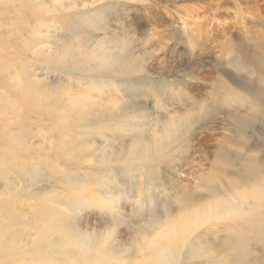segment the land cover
Here are the masks:
<instances>
[{
	"label": "rangeland",
	"instance_id": "rangeland-1",
	"mask_svg": "<svg viewBox=\"0 0 264 264\" xmlns=\"http://www.w3.org/2000/svg\"><path fill=\"white\" fill-rule=\"evenodd\" d=\"M263 188L264 0H0L2 264H264Z\"/></svg>",
	"mask_w": 264,
	"mask_h": 264
},
{
	"label": "bare ground",
	"instance_id": "bare-ground-1",
	"mask_svg": "<svg viewBox=\"0 0 264 264\" xmlns=\"http://www.w3.org/2000/svg\"><path fill=\"white\" fill-rule=\"evenodd\" d=\"M245 193H247V191H243V192L241 191L240 195L238 196L239 201H241L242 203L245 200V197H244ZM261 195H264V188L260 189V191L258 190V193L255 192V196L254 198L253 197L252 198L256 201L259 199ZM248 196H253V194H250V195L247 194V197ZM251 214H252L251 212L246 211L243 208H240L238 205H236L234 203V199L230 200L227 203V205L220 211H218V207H216V205H213V204L207 205L206 207L203 206L200 209L189 214L188 215L189 218H186V220L183 223H182L183 220L180 221L181 223H179L180 224L179 227L177 226L178 224L177 223L174 227L164 232L165 235L160 241H159V238L156 237L155 241L151 242L153 244V247H151L152 249H154L153 252L147 256V258L144 260L143 263L139 261L140 262L139 264H175L177 256H178V245L184 244L185 240L187 241L186 238L190 234H192L194 231H196L200 227L204 226L214 217L217 219L229 218L232 221H235V220L237 221V219L244 221V219H247ZM234 241L237 244H239L240 238L235 236ZM72 246L74 248L79 247L83 250V246L81 244H74ZM10 248L11 249H8V251H10L9 253L15 252V248L13 246H10ZM13 259L14 258L12 257V259L10 260L11 263L15 262L14 261L15 259L14 260ZM16 260H20V259H16Z\"/></svg>",
	"mask_w": 264,
	"mask_h": 264
}]
</instances>
